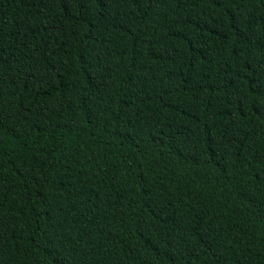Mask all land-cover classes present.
<instances>
[{
  "label": "trees",
  "instance_id": "obj_1",
  "mask_svg": "<svg viewBox=\"0 0 264 264\" xmlns=\"http://www.w3.org/2000/svg\"><path fill=\"white\" fill-rule=\"evenodd\" d=\"M0 264H264V0H0Z\"/></svg>",
  "mask_w": 264,
  "mask_h": 264
}]
</instances>
